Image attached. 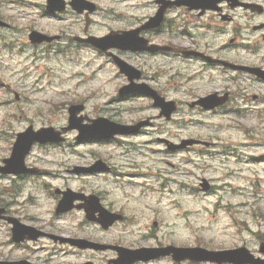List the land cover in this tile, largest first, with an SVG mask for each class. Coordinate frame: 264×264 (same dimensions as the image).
<instances>
[{"label": "rangeland", "instance_id": "374dc122", "mask_svg": "<svg viewBox=\"0 0 264 264\" xmlns=\"http://www.w3.org/2000/svg\"><path fill=\"white\" fill-rule=\"evenodd\" d=\"M23 8L22 5L0 8V13L14 25L12 30H1L0 34V157L9 154L11 142H14L17 132L28 126L27 121L34 122L36 128L66 125L71 100L88 99L86 114L92 118L126 107L111 103L117 87L124 84V78L117 76L110 62H105L92 49L76 51L64 45L49 48L32 45L28 40V30L36 28L56 32L62 23L39 15L40 10L30 5ZM16 93H19L20 101L15 100ZM21 109H25L21 116L25 121L17 119V116L11 117L10 113L20 114ZM154 113L155 110L148 107L137 111L135 116ZM124 114L131 112L124 111ZM177 118L186 122L169 125L168 128L178 137L214 138L218 146L212 150L194 148L167 153L156 140L158 134L155 132L136 136L131 143L117 140L101 145H76L77 131H73L68 135L69 143L64 146L34 148L28 163L40 167L47 174L23 181L22 197L32 192L38 202L29 213L51 221L54 219L57 224L55 197L48 193L50 186L100 187L101 191L109 194L108 203L112 202L128 212V216L139 218V215L146 214L150 217L149 223L151 219L163 223L155 229L157 238L151 240L153 244L194 243L212 249L247 244L257 248L255 233L264 230V122L252 123V136H249L244 129L246 126L234 129L221 115L183 110ZM199 119L203 121L198 122ZM96 157H106L113 164L112 175L76 176L67 172V169L86 165ZM162 176H170L171 179L165 178L177 183L160 190L164 187L159 184L164 180ZM132 179L148 183L140 185ZM203 179L211 183V192L198 190ZM9 183V180L1 182L3 185ZM149 187L156 191L146 190ZM167 191L173 192L169 194ZM144 192L151 193L148 197H162L164 194L173 200L166 205L149 202L152 205L148 203L145 206L146 200L140 198ZM155 209L159 212H154ZM78 219L82 217L79 215L76 221ZM91 228L96 232L94 227ZM134 229L123 224L105 237L115 243H145L141 237H133L129 233ZM7 232L6 225L1 224L0 242L7 239ZM1 251L11 255L9 248L0 244ZM103 255L108 258L113 254L99 253L98 258ZM72 259V255L66 256V260Z\"/></svg>", "mask_w": 264, "mask_h": 264}, {"label": "flooded vegetation", "instance_id": "af4514ba", "mask_svg": "<svg viewBox=\"0 0 264 264\" xmlns=\"http://www.w3.org/2000/svg\"><path fill=\"white\" fill-rule=\"evenodd\" d=\"M37 1V5H41L47 15L57 18L62 23L59 31L65 42L75 41L76 37L102 36L115 31L137 29L152 17L160 15L161 23L157 27L143 30L142 35L149 39L150 43L175 48L174 51H161L155 56L161 59L170 58L174 64L178 59L186 62L187 82L190 85L189 89L183 92L186 94L185 98H178L179 101L188 103L201 96L219 92L229 94L230 108L242 106L249 114L260 110V106L255 104L259 101V96L254 98L256 94L252 91H257L258 86L264 89V80L251 74L249 70H234L212 59L264 70V0H59L63 2L65 8L53 14L47 11L48 0ZM80 1L85 4L83 12L76 8ZM99 29L106 31L98 33ZM177 50H186L190 55L185 56ZM115 52L119 55L131 53L121 50ZM140 55L151 56L149 53ZM141 68L144 82L153 83L161 94L175 98L171 95L172 75L164 86L159 84L162 75L153 71L147 73L145 61ZM176 93L177 90H174V94ZM68 188L69 186L63 187ZM100 190L79 188L77 191L97 194L101 203L108 207L106 195ZM74 211L84 213L83 209H74L71 212ZM9 213L18 218L21 216L18 211L10 210ZM33 224L46 235L36 241L21 243L31 246L27 256L19 258L27 259L33 264H59L50 258L48 253L51 248L68 247L79 253L93 252L51 238L48 236L50 233L131 248L139 246L134 243H115L106 237L98 238L97 235L95 237L91 234L76 235V231L69 226L50 229L43 220L33 221ZM162 245L158 243L155 246Z\"/></svg>", "mask_w": 264, "mask_h": 264}, {"label": "water", "instance_id": "95a60500", "mask_svg": "<svg viewBox=\"0 0 264 264\" xmlns=\"http://www.w3.org/2000/svg\"><path fill=\"white\" fill-rule=\"evenodd\" d=\"M37 36L38 34L35 33L32 37L34 39ZM98 126L104 128V131L100 132L97 129ZM83 129L86 135L90 134L93 136H99V135L100 136H110L118 132H124V130L121 129L119 126L114 125V124L112 125L111 123L105 120H97L94 122L92 126H83ZM60 140L62 139L58 137V135L54 132L53 128L42 129V130H39L38 132H35L33 131L32 127H30L25 133L19 135V138H18V141L14 149V153H13V157H14L13 161L22 160L24 156L27 154V152L30 150L31 145L35 141L45 142V141H60ZM199 251L200 250H196L195 252H199ZM248 253L249 252H247V250L243 248V249H239L236 251L218 253L216 255L219 256L218 258L219 261L230 260V261H235V262H246L250 260ZM122 255H121V260H123ZM190 257L195 258L198 256L190 255Z\"/></svg>", "mask_w": 264, "mask_h": 264}]
</instances>
